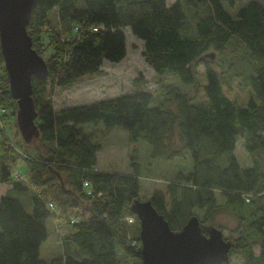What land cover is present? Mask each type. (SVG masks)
Returning a JSON list of instances; mask_svg holds the SVG:
<instances>
[{
	"label": "trees",
	"instance_id": "1",
	"mask_svg": "<svg viewBox=\"0 0 264 264\" xmlns=\"http://www.w3.org/2000/svg\"><path fill=\"white\" fill-rule=\"evenodd\" d=\"M222 1L235 4L183 0L194 10L187 32L181 0L170 6L165 0H33L27 31L48 75L31 81L40 135L33 154L21 153L24 177L13 173L15 146L0 127V184L30 192L32 211L16 198L0 197V264H121L119 249L140 259V239L130 238L125 225L139 223L130 209L139 199V163L130 157L129 172L97 167L102 146L80 125L100 122L107 130L128 132L132 142L146 141L154 160L189 155L190 172L177 174L165 191L155 190L147 199L172 230L197 212L200 222L208 223L229 209L238 218L230 256L259 245L264 261V4L250 0L231 16ZM52 10L56 28L49 19ZM126 28L143 41L144 60L155 73L175 75L193 94L171 88L153 105L152 94L137 89L55 108L49 91L102 74L104 61L125 57ZM44 38L51 48L47 57L38 48ZM210 52L214 58L206 55ZM8 88L3 69L0 99L12 98ZM238 138L253 158L250 166L242 167L234 154ZM79 202L86 204L87 217L73 213ZM50 217L67 218L72 232L62 239V255L42 259Z\"/></svg>",
	"mask_w": 264,
	"mask_h": 264
},
{
	"label": "rangeland",
	"instance_id": "2",
	"mask_svg": "<svg viewBox=\"0 0 264 264\" xmlns=\"http://www.w3.org/2000/svg\"><path fill=\"white\" fill-rule=\"evenodd\" d=\"M175 1L176 0H165V3L167 6H170ZM181 1L187 17V24L184 26L186 30L183 31L190 32L194 24V10L186 7L183 0ZM249 1L250 0H235V4L232 7L225 1H222V3L231 16H235L237 10L245 6ZM257 1L264 4V0ZM55 15V10H52L49 14V19L51 25L56 28L57 21ZM124 33L126 36L127 48L125 57L119 62L104 61L101 67L102 74L84 76L70 88L56 87L52 91H49V96L55 108L91 103L99 99L132 93L137 89L150 92L153 96V105L165 96L167 90L171 88H179L189 95L193 94L192 86L184 84L175 75L168 72L162 75L155 73L144 60L142 54L143 41L132 35L128 28L124 29ZM63 37V35L60 36V40ZM42 41L44 47L38 48H43L42 52L44 56L47 57L48 53L51 52V48L47 46L49 43L48 40L44 38ZM230 52L228 54L229 56L231 54ZM241 63L243 66H246V62L242 61L240 64ZM203 73L204 72L198 76L202 77ZM1 91L0 89V93H2ZM2 96L3 99H0V109L2 113L0 127H2V129H0L6 137V142L15 146V152L13 154L15 159L13 173L17 174L16 172L18 171V173L24 177V170L26 167L23 164L22 154H33L35 148H37V141L34 140L30 143L23 141L15 120L17 103L13 98L9 99L4 94L1 95V97ZM80 128H82L85 133L90 134L95 142L101 144L102 148L97 153L98 164H100L101 168L111 171L119 170L121 172L132 171L129 165L130 157H135V160L139 163L138 166L140 171V200L149 199L155 190L165 191L168 185L175 180L177 174L186 175L191 170V159L189 155L186 154L184 158L154 160V158L151 157V147L146 141L139 139L136 142H132L129 140L128 132L118 127L107 130L104 124L100 122L97 124L83 123L80 125ZM234 154L242 167L250 166L253 162V158L247 151L242 138H238L235 144ZM0 192V195H8L18 199L28 213L32 211L30 192H20L8 188L7 184L0 186ZM217 197L221 204L223 199L219 194H217ZM85 205L84 202H79V205L76 210L74 209L73 213H81L82 217H87ZM196 215L201 219V212H197ZM125 225L127 226L130 238L135 239L136 236L139 237V223L136 224L132 222V224ZM210 227L221 229L226 239L234 241L238 236L237 215L229 209L222 208L216 214L212 222L201 223L203 232L207 231ZM47 232V239L41 244L39 249V255L42 259L57 257L66 251L62 239L71 234L72 226L65 217H50L47 220ZM260 252L259 245H254L245 252L232 254L229 260L230 264H264V261L260 260ZM117 253L121 264H141L140 259L127 256L122 253L120 249Z\"/></svg>",
	"mask_w": 264,
	"mask_h": 264
},
{
	"label": "water",
	"instance_id": "3",
	"mask_svg": "<svg viewBox=\"0 0 264 264\" xmlns=\"http://www.w3.org/2000/svg\"><path fill=\"white\" fill-rule=\"evenodd\" d=\"M33 0H0V52L9 92L17 103L16 125L23 141L37 140L40 133L32 98V78L45 79L48 67L33 48L27 31ZM207 56L214 58L210 52ZM139 221L141 264H221L228 262L232 241L221 229L203 232L192 215L180 230H172L150 200L135 199L130 207Z\"/></svg>",
	"mask_w": 264,
	"mask_h": 264
},
{
	"label": "built area",
	"instance_id": "4",
	"mask_svg": "<svg viewBox=\"0 0 264 264\" xmlns=\"http://www.w3.org/2000/svg\"><path fill=\"white\" fill-rule=\"evenodd\" d=\"M3 69H4V64H3V62L0 61V72H1ZM1 115H2V113H1V109H0V120H1ZM16 173L19 174L18 171H17ZM15 175H16V174H15ZM48 205H49L50 208L53 207V204H52L51 202H50ZM127 219H128L129 221H133V220H134L132 217H127ZM74 220H76V219H72V221H74Z\"/></svg>",
	"mask_w": 264,
	"mask_h": 264
},
{
	"label": "crops",
	"instance_id": "5",
	"mask_svg": "<svg viewBox=\"0 0 264 264\" xmlns=\"http://www.w3.org/2000/svg\"><path fill=\"white\" fill-rule=\"evenodd\" d=\"M97 167H98L99 169H102V170H108V169H103V168L100 167V164H98V159H97ZM113 171L121 172V171H119V170H113ZM124 172H129V171H124ZM0 186H4V184H0ZM7 186H8V185H7ZM8 188H10V186H8ZM0 193H1V192H0ZM2 195H3V194H1L0 197H1Z\"/></svg>",
	"mask_w": 264,
	"mask_h": 264
}]
</instances>
